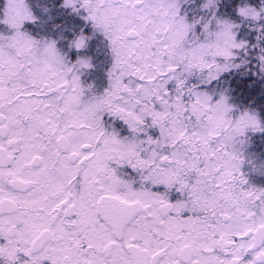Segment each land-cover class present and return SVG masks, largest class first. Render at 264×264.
Listing matches in <instances>:
<instances>
[{
    "label": "rangeland",
    "instance_id": "obj_1",
    "mask_svg": "<svg viewBox=\"0 0 264 264\" xmlns=\"http://www.w3.org/2000/svg\"><path fill=\"white\" fill-rule=\"evenodd\" d=\"M197 1L64 0L65 16L56 19L50 18L48 0H33L37 13L27 0H0V61L14 67L5 86L14 104H29L48 80L46 67H52V59L60 61L53 88L70 96L68 103L75 101L68 90H77L82 107L73 109L80 123L88 122V138L79 128L77 133L92 157L88 184L129 189L138 183L192 185L198 179L197 193L204 200L211 197L207 207L218 205L221 215L238 216L243 202L251 200L244 215L256 216L261 227L264 126L253 106L238 113L212 86L230 72L264 95V0H237L229 13L225 0H201L200 17L192 24L181 5ZM73 19L82 30L78 40L99 41L100 48L92 49L103 57H96L102 61V82L90 59L77 61L68 76L62 56L71 49L58 47L60 54L53 41L40 46L33 37L35 23L56 30ZM197 25L204 26L203 42L191 37ZM212 183L219 187L211 188ZM3 251L0 247V264H26L29 257L14 245H6L5 257Z\"/></svg>",
    "mask_w": 264,
    "mask_h": 264
},
{
    "label": "flooded vegetation",
    "instance_id": "obj_2",
    "mask_svg": "<svg viewBox=\"0 0 264 264\" xmlns=\"http://www.w3.org/2000/svg\"><path fill=\"white\" fill-rule=\"evenodd\" d=\"M33 28L38 45L53 41L60 54L59 48L71 49L62 56L68 76L77 61H88V40H78L77 24L55 30L38 22ZM84 33L88 37L87 28ZM51 64L33 102L18 105L5 86L12 62L0 61L2 251L6 245L26 249V264H264V226L244 215L251 200L243 202L240 215H221L218 205L207 207L210 195L204 200L197 193L198 179L192 185L138 183L129 189L88 184L92 157L77 134L88 138V122L77 119V90H68L75 100L68 103L70 96L53 88L61 65L53 59ZM114 199L119 208L106 210L105 202Z\"/></svg>",
    "mask_w": 264,
    "mask_h": 264
},
{
    "label": "trees",
    "instance_id": "obj_3",
    "mask_svg": "<svg viewBox=\"0 0 264 264\" xmlns=\"http://www.w3.org/2000/svg\"><path fill=\"white\" fill-rule=\"evenodd\" d=\"M31 12H36L35 8L39 9L38 6H36V4L33 2V0H27ZM49 4H50V8H48L47 10H49L50 18H52L53 16L56 17V19H58V16H65L64 12V0H48ZM237 0H225L226 2V13H229V8L231 6H234V3ZM252 1V0H250ZM200 4H202L201 0H198L197 3L191 5L188 3H183L181 5V9L184 11L186 10L190 16L189 21L193 24V22L197 19L198 15V8L200 7ZM251 4V3H248ZM200 14V13H199ZM39 15V13L37 14ZM198 15V16H197ZM222 15H219V17H221ZM227 16H222L223 19H225L226 21L230 22H236L237 18L235 19H231V16L228 17ZM200 17V16H199ZM202 17V16H201ZM234 18V17H233ZM69 23H74V24H78V21L76 19H73L72 21H69L67 24ZM66 24V23H64ZM235 24L241 25L240 22H237ZM194 29H191V37L192 35H196V40L197 42H203L204 40V33H205V29L203 25H197L196 27H191ZM196 31V32H195ZM90 41V44H88V48L90 49L88 51V59L91 60L92 64H94V71H92L93 73H95V76L97 78L98 81L102 80L101 76V66L98 64L101 62H98V60L96 59V57H99V59L103 58L100 57L102 55H98L97 53H95L92 48L98 47L100 48V44L99 41L97 39L92 38ZM262 41L264 44V27L262 29ZM264 46V45H263ZM100 75V76H99ZM235 75H233V73L230 72H226L224 75H220L217 78L216 83L212 86L214 89L219 90L220 93H224V95L227 96V101L228 103L231 102V105L233 107H236V112L239 113V111H248V107L253 106L254 109V113L256 114V116L258 117V119L262 122V125L264 126V95L263 92L259 89V88H254L250 85V83L248 82H240V80L237 78L236 76V80H235ZM102 82V81H101ZM247 101H251V105H247L246 102ZM237 113V114H238ZM260 150V148H259ZM262 152V151H260Z\"/></svg>",
    "mask_w": 264,
    "mask_h": 264
},
{
    "label": "water",
    "instance_id": "obj_4",
    "mask_svg": "<svg viewBox=\"0 0 264 264\" xmlns=\"http://www.w3.org/2000/svg\"><path fill=\"white\" fill-rule=\"evenodd\" d=\"M119 205H121V203L116 199L105 202L106 210H108L111 207L118 209ZM106 218L110 223H112L111 220L113 219H111L109 216H106Z\"/></svg>",
    "mask_w": 264,
    "mask_h": 264
}]
</instances>
